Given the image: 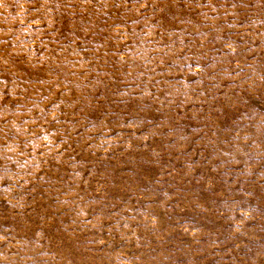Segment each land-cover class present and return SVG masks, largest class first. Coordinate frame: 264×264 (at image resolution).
<instances>
[{"label":"rangeland","instance_id":"1","mask_svg":"<svg viewBox=\"0 0 264 264\" xmlns=\"http://www.w3.org/2000/svg\"><path fill=\"white\" fill-rule=\"evenodd\" d=\"M0 264H264V0H0Z\"/></svg>","mask_w":264,"mask_h":264}]
</instances>
